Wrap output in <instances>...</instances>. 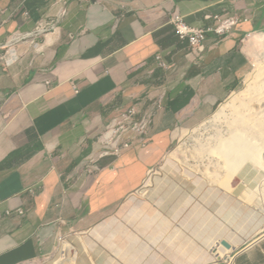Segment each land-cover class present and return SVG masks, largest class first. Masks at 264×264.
Here are the masks:
<instances>
[{"label": "crops", "instance_id": "1", "mask_svg": "<svg viewBox=\"0 0 264 264\" xmlns=\"http://www.w3.org/2000/svg\"><path fill=\"white\" fill-rule=\"evenodd\" d=\"M173 12L246 20L197 53ZM0 24V264H56L59 236L77 264H264V207L169 156L244 84L264 0H0ZM162 93L148 144L101 156L111 118Z\"/></svg>", "mask_w": 264, "mask_h": 264}, {"label": "rangeland", "instance_id": "2", "mask_svg": "<svg viewBox=\"0 0 264 264\" xmlns=\"http://www.w3.org/2000/svg\"><path fill=\"white\" fill-rule=\"evenodd\" d=\"M260 33H264V30L253 31L244 37L245 41L242 44L245 51L250 37ZM250 52L251 53L248 52V54L252 61L251 70L242 87L234 94H239V96L244 98L246 101L247 115L261 119L264 117V97L261 98L260 101L254 100L253 97H257L259 95H250L246 91L249 87L250 81L252 82V78L256 74L258 66L264 67V46L256 43L254 44V47L251 48ZM234 94H232L231 97H229L223 104L230 101ZM221 106L206 122L195 128L185 130L169 155L171 157L186 160L189 168L201 173L208 181H210V179L206 177L204 173H219L220 170H222L221 167L224 163V159H228V153L234 148V145L237 152L246 150L247 145L252 146L253 144V142L250 141L245 146L244 141L237 138V135L240 133L233 127L236 112L233 108L227 107L222 113H218ZM237 160V164H244L243 167H249L255 163L254 155L245 157L242 155ZM262 161L263 163H261L258 181L256 180L257 182L255 185L256 188L263 193V199L260 201V204L264 207V151L262 152L261 162ZM234 185L239 186V191H241L239 192V196L249 200L248 196L244 192L248 188L242 178L236 177ZM251 202L256 203L257 200ZM63 240L68 241L63 238L62 243H60L59 240L61 247L60 260L57 261L56 264H77L78 259L74 258V256H76L75 251L70 249V246H68V250H64ZM73 246L75 247V245ZM219 256L220 255H217V258Z\"/></svg>", "mask_w": 264, "mask_h": 264}, {"label": "built area", "instance_id": "3", "mask_svg": "<svg viewBox=\"0 0 264 264\" xmlns=\"http://www.w3.org/2000/svg\"><path fill=\"white\" fill-rule=\"evenodd\" d=\"M205 17L211 20L212 23L206 27H195L190 25L181 13L173 12L171 14L170 23L174 26L177 36L181 40H188L191 49L197 53L205 51L209 36L224 37L233 29L239 27L242 20H246L236 12L224 15L207 14ZM6 53L1 54L0 60L7 62L16 60V57L14 60H8ZM157 60L161 68L168 69L170 67L160 53L157 55ZM73 88L76 93L80 91L76 84H73ZM151 101V107L146 110L134 105L122 109L111 118L98 137V142L101 145V156L115 155L121 157L127 151L133 150L137 144L141 146L148 144L155 117L163 108L164 93ZM16 212L22 215L25 211L18 209ZM7 214H12V211H8ZM63 238V236H59L60 243H62ZM232 260L233 256L229 253L223 264H230Z\"/></svg>", "mask_w": 264, "mask_h": 264}, {"label": "bare ground", "instance_id": "4", "mask_svg": "<svg viewBox=\"0 0 264 264\" xmlns=\"http://www.w3.org/2000/svg\"><path fill=\"white\" fill-rule=\"evenodd\" d=\"M256 43L264 46V33L255 34L250 37L246 45V52L251 53V48H253ZM246 92L250 95H259L253 97L254 100L257 101H260L261 98L264 97V67L258 66L256 74L252 78V82L250 81ZM227 107L233 108L236 112L233 127L240 133L237 135V138L243 140L245 146L250 141L253 142V144L252 146L247 145L246 150L237 152L234 145V148L228 153V159H224V163L221 167L222 170L217 174L204 173V175L208 177L212 183L238 195L241 191H239V186L234 185V180L236 177L242 178L248 188L244 192L248 196L250 202L257 200L256 203H260L263 199V193L256 188L255 184L258 181L261 163H263V161L261 162V157L264 151V117L257 119L254 116L247 115V103L239 94H234L230 101L221 106L218 113H222ZM242 155L244 157L254 155L255 163L249 167H243L244 164H237V159ZM68 246L75 251L76 256H74V258L78 259L76 248L70 242L64 241L63 249L68 250ZM213 250L216 255H221L223 258L226 256L220 250L219 243L215 245Z\"/></svg>", "mask_w": 264, "mask_h": 264}, {"label": "water", "instance_id": "5", "mask_svg": "<svg viewBox=\"0 0 264 264\" xmlns=\"http://www.w3.org/2000/svg\"><path fill=\"white\" fill-rule=\"evenodd\" d=\"M222 244L225 245V246H227V247H229V244L226 243V242H223Z\"/></svg>", "mask_w": 264, "mask_h": 264}]
</instances>
